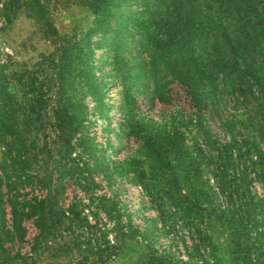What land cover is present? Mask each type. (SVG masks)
Masks as SVG:
<instances>
[{"label":"trees","instance_id":"1","mask_svg":"<svg viewBox=\"0 0 264 264\" xmlns=\"http://www.w3.org/2000/svg\"><path fill=\"white\" fill-rule=\"evenodd\" d=\"M0 3L5 26L11 14L23 8L35 14L58 45L32 63L0 52V264L23 258L7 245L21 242L25 220L32 218L37 229L33 249L40 238L51 236L45 207L47 203L56 211L59 185L52 184L42 199L27 198L25 190L44 184L33 167L47 110L57 123L65 158L85 120V97L102 100L105 84L92 63L98 43L92 41L93 34L105 38L108 52L124 53L135 65L134 86L149 89L152 70L165 67V76L183 87L198 112L195 148L214 166L215 184L207 185L205 205L192 203L184 216L190 219L188 258L151 259L156 264H264V199L251 200V171L245 163L256 148L245 134L248 124L258 119L264 139V0H79L93 16L91 24L84 30L73 25L63 39L43 16L42 0ZM228 91L234 98L224 96ZM229 104L233 112L223 118ZM206 115L224 121L230 137L222 141L212 135ZM57 171L62 172L60 167L51 172ZM258 174L264 177L262 170ZM213 217L228 233L222 248L223 241L213 242L210 236ZM100 251L95 253L98 259L104 251L111 259L118 247L107 245ZM85 262L81 258L78 264Z\"/></svg>","mask_w":264,"mask_h":264},{"label":"rangeland","instance_id":"2","mask_svg":"<svg viewBox=\"0 0 264 264\" xmlns=\"http://www.w3.org/2000/svg\"><path fill=\"white\" fill-rule=\"evenodd\" d=\"M42 1L43 16L55 27L58 39L73 25L84 30L91 24L93 16L79 0ZM10 18L5 26L0 14L2 55L32 63L40 53L58 47L34 13L18 8ZM92 41L98 42L92 63L105 84L102 100L85 97V120L71 142V155L65 158L61 157L64 144L56 137L57 123L47 110L33 167L44 184L25 192L27 198L42 199L52 184L59 185L56 211L51 212L47 203L45 207L51 236L40 238L33 249L37 229L32 218L25 220L21 242L7 245L23 257L12 264H78L81 258L101 260L99 264H156L151 258L160 255L186 260L191 239L190 219L184 216L192 203L205 205L207 185L215 184L213 163L195 148L201 124L198 112L183 87L165 76L163 65L152 70L149 89L134 86L135 65L126 61L127 56L108 52L101 34H93ZM224 93L233 97L230 91ZM229 105L223 118L233 112ZM205 118L212 135L222 141L230 137L217 115ZM257 120L245 132L256 145L245 163L251 171V200L260 203L264 177L258 172H264V139ZM55 167L62 172H51ZM212 220L210 236L213 242L223 241L222 248L228 233ZM107 245L118 247L111 259L101 252ZM99 250L100 259L95 255Z\"/></svg>","mask_w":264,"mask_h":264}]
</instances>
